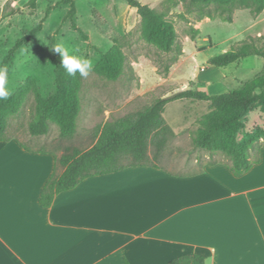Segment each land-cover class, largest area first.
I'll return each mask as SVG.
<instances>
[{
	"label": "crops",
	"instance_id": "crops-1",
	"mask_svg": "<svg viewBox=\"0 0 264 264\" xmlns=\"http://www.w3.org/2000/svg\"><path fill=\"white\" fill-rule=\"evenodd\" d=\"M26 146L0 141V264H168L186 254L264 264V151L239 176L224 162L187 174L128 166L85 178L44 207L57 155Z\"/></svg>",
	"mask_w": 264,
	"mask_h": 264
},
{
	"label": "rangeland",
	"instance_id": "rangeland-1",
	"mask_svg": "<svg viewBox=\"0 0 264 264\" xmlns=\"http://www.w3.org/2000/svg\"><path fill=\"white\" fill-rule=\"evenodd\" d=\"M156 9L169 6L168 19L175 26L182 51L163 52L149 44L141 33V16L125 0H74L76 14L66 19L71 4L62 0H0V67L8 69L11 93L30 78L37 81L45 98L57 91L55 68L60 54L54 50L63 45L74 54L93 61L87 77H81L82 109L77 132L63 138L56 123L44 135H32L29 123L36 110V94L32 91L19 114L10 117V137H15L31 148L53 152L58 159L67 151H85L97 141L107 121L134 116L159 97H167L188 88L206 90L210 94L232 91L245 81L264 74V59L250 56L225 68L219 79L209 59L228 51L232 46L249 39L264 43V10L255 15L249 8H237L228 13L213 8L214 18L199 19L190 13L183 2L173 6L168 0H140ZM42 23L33 42L16 50L4 65L16 42ZM195 29L200 33L193 38ZM120 44L127 57L124 73L117 80H109L95 71L104 52ZM168 67V71H167ZM213 109L211 102L177 100L166 105L164 118L171 127L168 142L159 156L151 144L148 162L159 164L174 173H194L205 164L228 162L222 152L211 155L196 148L192 137L201 117ZM264 128V113L254 111L247 129ZM264 149L261 150V153ZM253 152V151H252ZM127 162V161H126ZM64 170L58 160V175ZM210 264V261L207 262Z\"/></svg>",
	"mask_w": 264,
	"mask_h": 264
},
{
	"label": "trees",
	"instance_id": "trees-1",
	"mask_svg": "<svg viewBox=\"0 0 264 264\" xmlns=\"http://www.w3.org/2000/svg\"><path fill=\"white\" fill-rule=\"evenodd\" d=\"M34 1V0H33ZM129 6L136 8L141 16L142 37L151 45L163 52L182 51L173 23L168 19L169 6L156 9L140 0H125ZM71 4L66 19L73 20L76 14L74 0H62ZM183 2L190 13H196L199 19L214 18L213 8L223 10L232 22V13L237 8H249L255 15L264 10V0H168L173 6ZM42 29V23L24 34L10 50L4 61L6 65L21 46L33 42ZM79 29V28H77ZM200 33L195 29L193 38ZM250 56L264 59V43L259 46L257 39L250 37L228 51L209 59V64L225 68ZM127 57L120 44H115L104 52L95 66V71L109 80H117L124 73ZM168 71V67H167ZM81 76L67 74L57 57L55 79L57 91L50 97H43L39 92L37 81L30 78L17 91L4 100H0V141L11 137L9 119L20 113L29 94H36V110L29 123L32 135H44L50 130L51 123L60 128L63 138L73 137L77 132L78 118L82 109ZM197 100L211 102L213 109L199 120L192 141L196 148L208 151L211 155L222 152L228 158L224 162L233 174L239 176L249 171L260 161L264 149V128L247 129L250 115L257 110L264 113V74L245 81L232 91L210 94L206 90L188 88L167 97H159L152 104L134 116H124L107 121L101 128L95 144L85 151L74 149L67 151L58 160L64 171L58 175L56 168L45 183L40 204L49 207L55 196L65 190L76 187L82 180L94 175L108 174L128 166L156 165L148 162L150 145L156 147L154 157L164 149L168 134H172L163 114L168 103L177 100ZM22 145L28 149L26 144ZM253 151V152H252ZM127 161V162H126ZM216 161L210 163L215 164ZM126 264H130L129 261ZM168 264H206V256L201 254L181 255Z\"/></svg>",
	"mask_w": 264,
	"mask_h": 264
},
{
	"label": "clouds",
	"instance_id": "clouds-1",
	"mask_svg": "<svg viewBox=\"0 0 264 264\" xmlns=\"http://www.w3.org/2000/svg\"><path fill=\"white\" fill-rule=\"evenodd\" d=\"M54 50L60 54L61 65L70 76H75L79 73L81 77H87L93 68L92 60L74 54L63 45H57ZM8 83V69L0 67V100L7 99L11 95V91L7 87Z\"/></svg>",
	"mask_w": 264,
	"mask_h": 264
}]
</instances>
